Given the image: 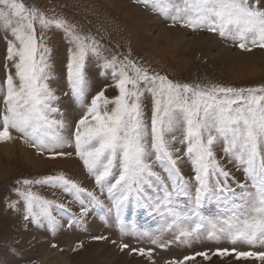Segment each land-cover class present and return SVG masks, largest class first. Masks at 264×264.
Segmentation results:
<instances>
[{
    "label": "snow or ice",
    "instance_id": "1",
    "mask_svg": "<svg viewBox=\"0 0 264 264\" xmlns=\"http://www.w3.org/2000/svg\"><path fill=\"white\" fill-rule=\"evenodd\" d=\"M137 3L171 19L173 24L232 40L243 51L264 49V0H137ZM0 22L7 26L11 36L5 37L6 59L15 69L14 76L9 72L4 81L0 142L13 140L14 130L41 153L49 151L51 158L71 155L54 151L64 146L65 137L61 133L68 125L63 119L54 118L63 114L54 106L59 97L49 83L54 79L49 63L51 50L44 43L43 32L51 26L63 29L72 43L67 81L71 95L81 105L89 85L86 58L90 54L101 56L102 46L94 38L81 35L66 20L48 18L43 11L27 7L20 0H0ZM37 24L41 29L39 37ZM102 67L112 70L119 94L111 99L104 90L93 95L71 138L76 156L94 177L101 193H108L117 216L122 218L128 210L144 209L176 217L169 229H176L174 241L179 243L199 240L206 232L205 238L209 240L264 248V85L202 86L173 82L127 57L118 60L115 55L105 58ZM146 95L151 97L150 127L143 104ZM109 105L113 107L109 109ZM180 129L183 138L177 141L174 133ZM177 142L185 145L183 156L192 165L194 195L189 191L190 181L180 170L181 149L173 147ZM221 142L225 156L237 161L238 170L242 168L243 182L237 181L216 159L215 149ZM154 165L165 174L155 171ZM17 183L21 187L15 193L23 201V218L33 224L47 220L54 225L55 218L51 215L54 207L68 211L64 204H55L34 193L33 185L59 187L81 205V216L89 212L88 205L103 206L98 196L63 174ZM185 197L193 205L186 217L181 206V198ZM236 202L240 205L239 212L231 207ZM206 203H214L220 215L216 218L202 215ZM9 206L15 209L17 204L12 202ZM172 242L160 247L166 248ZM80 247L78 244L77 249ZM119 248L124 251L129 245L121 243ZM131 252L152 257V249L132 248ZM212 255L264 262V251H240L235 247L217 248ZM196 256L206 261L211 258L206 251L197 252L166 260L164 264H187Z\"/></svg>",
    "mask_w": 264,
    "mask_h": 264
},
{
    "label": "rangeland",
    "instance_id": "2",
    "mask_svg": "<svg viewBox=\"0 0 264 264\" xmlns=\"http://www.w3.org/2000/svg\"><path fill=\"white\" fill-rule=\"evenodd\" d=\"M20 2L27 7L38 8L48 18H61L74 25L81 35L99 42L102 55L90 54L86 58L89 85L84 104L81 105L71 95L67 81L72 43L63 29L51 26L43 32L44 43L51 50L49 63L54 79L49 83L59 97L54 106L63 114L54 118L63 119L68 125L61 133L65 137L64 146L54 151L69 152L71 155L51 158L49 151L41 153L14 130L13 140L0 142V264H164V261L172 258L181 259L205 251L211 257L209 260L196 256L187 264H264L254 259L237 260L234 256L212 255L217 248L235 247L240 251H264V248H250L242 243L233 245L227 240H209L205 238L206 232L199 240L192 239L188 244L175 242L176 229H169V225L176 221V217L140 209L135 212L128 210L124 217L119 218L112 209L108 193H101L94 177L76 156L75 143L71 138L76 122L84 115L93 95L101 90L110 99L119 94L114 86L112 70L102 67L105 58L111 59L115 55L122 60L127 57L138 66L167 76L173 82L256 87L264 85V49L256 47L243 51L232 40L222 39L216 33L199 29L193 31L178 23L173 24L171 19L153 12L151 8L137 3V0ZM6 28L0 22V112L3 111L6 75L9 72L13 76L15 74L12 62L6 59L5 37L11 38ZM36 30L39 37L41 29L38 24ZM143 104L145 119L150 127L151 97L146 95ZM112 107L109 105V109ZM174 134L177 141L183 138L182 129ZM173 147L181 149L180 170L190 181L189 191L194 195L192 165L183 156L185 145L177 142ZM222 147V142L217 145L216 159L237 181L243 182L245 176L242 168L238 170L237 161L226 157ZM154 170L165 174L158 165H154ZM60 174L93 192L103 206L88 205L85 197V204L90 210L81 216V205L59 187L33 185L31 190L34 193L55 204H64L68 211L54 207L51 210L54 225L47 220H41L38 224L24 220L23 201L15 193V189L21 187L17 181ZM12 202L17 204L15 209L9 206ZM181 206L183 215L188 216L193 206L192 200L181 198ZM231 207L234 211H240L239 202ZM201 214L209 218L220 215L214 203H206ZM101 236L106 239H94ZM169 241L173 242L166 248L160 247ZM121 243L128 244L129 248L121 251ZM78 244L82 247L77 249ZM132 248L152 249L151 259L132 253Z\"/></svg>",
    "mask_w": 264,
    "mask_h": 264
}]
</instances>
